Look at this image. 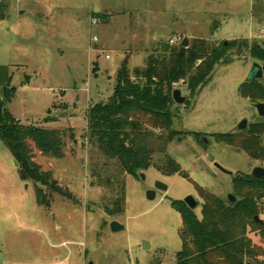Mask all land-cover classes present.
Returning a JSON list of instances; mask_svg holds the SVG:
<instances>
[{"label": "rangeland", "instance_id": "rangeland-1", "mask_svg": "<svg viewBox=\"0 0 264 264\" xmlns=\"http://www.w3.org/2000/svg\"><path fill=\"white\" fill-rule=\"evenodd\" d=\"M6 4V18L0 21V66L9 69L15 89L7 109L21 125L66 132L61 159L35 152L33 161L68 195L50 194L49 207L38 206L35 184L19 179L18 166L0 141V264H175L182 224L171 203L193 197L200 218L198 188L225 200L234 194V175L248 176L254 167L264 168L263 160L215 138L238 132L242 120L246 128L264 121L254 108L264 100L253 101L240 91L252 64L262 61L248 51L234 52L233 62L215 67L211 81L194 98L186 83L173 84L186 101L173 102L172 129L178 134L168 155L187 177L158 171V152L153 166L142 172L143 179L126 175L88 138L87 110L111 97L121 66L133 77L150 56H162L165 44L178 46L171 43L178 37L188 43L204 40L210 46L245 39L249 46L264 47V0ZM259 81L264 85V76ZM258 140L264 149V134ZM156 182L166 191H156ZM148 190H155L154 200L147 199ZM259 219L264 221V202ZM111 222L124 230L112 232ZM249 237L264 248L257 234Z\"/></svg>", "mask_w": 264, "mask_h": 264}, {"label": "trees", "instance_id": "trees-1", "mask_svg": "<svg viewBox=\"0 0 264 264\" xmlns=\"http://www.w3.org/2000/svg\"><path fill=\"white\" fill-rule=\"evenodd\" d=\"M6 1L0 0V21L6 18ZM162 50L161 57L148 58L144 69H135L133 77L126 66H121L111 97L105 103L90 106L86 113L90 141L106 159L115 161L132 178L153 166L156 152L162 155L161 166H156L158 171L165 176L187 177L168 155V146L178 134L172 129L173 84L183 81L190 98H194L211 81L215 67L233 62L234 52L248 51L264 64V47L249 46L245 39L217 46L193 39L187 47L182 43L165 44ZM11 81L9 69L0 66V141L17 163L19 179L35 184L36 204L48 208L51 195L68 194L50 173L42 171L33 161L34 153L61 159L66 132L21 125L7 109L15 92ZM240 91L243 96L250 95L253 101L264 100V85L259 80L244 83ZM154 130L162 134L156 135ZM260 134H264V121L215 138L251 159L264 161ZM232 187L234 202L198 188L203 201L200 218L184 202L171 203L182 224L181 249L175 256V264H264V248L249 237L250 233L257 234L264 243V221L259 219L264 202V177L253 179L237 174L232 178ZM119 203L120 200L115 204L119 206Z\"/></svg>", "mask_w": 264, "mask_h": 264}, {"label": "water", "instance_id": "water-1", "mask_svg": "<svg viewBox=\"0 0 264 264\" xmlns=\"http://www.w3.org/2000/svg\"><path fill=\"white\" fill-rule=\"evenodd\" d=\"M95 14L98 12L97 8H94L93 11ZM22 13V12H21ZM225 44H227V42H225ZM188 45V40L184 39L182 41V46L183 47H187ZM127 63V58L123 61V64ZM264 76V64H260V63H253L251 66V69L245 79V82H253V81H258L261 80ZM172 99L174 101V103L181 105L185 102V97H183L181 95V91L180 90H173L172 92ZM254 108L257 111L258 116L260 117H264V104L263 103H257L254 105ZM247 126V121L246 120H242L238 126H237V131H244L246 129ZM202 141L204 142V144L207 143L206 139L203 138ZM202 163L206 166V164L204 163V161H202ZM14 165L17 167L16 162L14 161ZM214 167L219 169L220 171H222L225 174L231 175L232 173L224 170L220 165L218 164H214ZM234 177V176H233ZM249 177L253 178V179H262L264 177V168L261 167H254L251 174L249 175ZM140 178H144L143 174H140ZM154 189L156 191H161V192H165L166 191V186L163 185L160 182H156ZM155 190H148L146 192V197L148 200H154L155 198ZM228 201L229 202H234L235 198L232 195L228 196ZM184 204L191 210H195V208L197 207V202L194 200L193 197L188 196L184 199ZM256 220H258V218H255ZM110 229L112 232H118L121 230H124V227L119 225L117 222H111L110 224ZM146 244L143 243V248L146 249L147 247L145 246ZM91 264V263H90Z\"/></svg>", "mask_w": 264, "mask_h": 264}, {"label": "built area", "instance_id": "built-area-1", "mask_svg": "<svg viewBox=\"0 0 264 264\" xmlns=\"http://www.w3.org/2000/svg\"><path fill=\"white\" fill-rule=\"evenodd\" d=\"M175 41L180 43L182 41V39L180 37H178L175 40H171V43H175ZM107 59H108V57H107Z\"/></svg>", "mask_w": 264, "mask_h": 264}, {"label": "crops", "instance_id": "crops-1", "mask_svg": "<svg viewBox=\"0 0 264 264\" xmlns=\"http://www.w3.org/2000/svg\"><path fill=\"white\" fill-rule=\"evenodd\" d=\"M21 12H22V11H20L19 14H22V13H23V12H22V13H21Z\"/></svg>", "mask_w": 264, "mask_h": 264}]
</instances>
